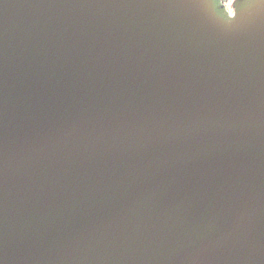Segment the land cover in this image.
I'll return each instance as SVG.
<instances>
[{
    "label": "water",
    "instance_id": "obj_1",
    "mask_svg": "<svg viewBox=\"0 0 264 264\" xmlns=\"http://www.w3.org/2000/svg\"><path fill=\"white\" fill-rule=\"evenodd\" d=\"M0 264H264V0H0Z\"/></svg>",
    "mask_w": 264,
    "mask_h": 264
}]
</instances>
